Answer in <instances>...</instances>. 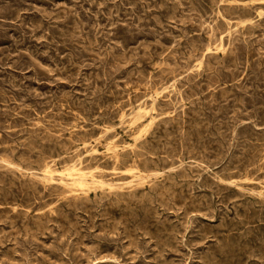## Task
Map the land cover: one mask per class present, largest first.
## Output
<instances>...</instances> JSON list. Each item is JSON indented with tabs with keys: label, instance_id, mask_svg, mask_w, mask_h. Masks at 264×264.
<instances>
[{
	"label": "rangeland",
	"instance_id": "rangeland-1",
	"mask_svg": "<svg viewBox=\"0 0 264 264\" xmlns=\"http://www.w3.org/2000/svg\"><path fill=\"white\" fill-rule=\"evenodd\" d=\"M0 264H264V0H0Z\"/></svg>",
	"mask_w": 264,
	"mask_h": 264
},
{
	"label": "bare ground",
	"instance_id": "bare-ground-1",
	"mask_svg": "<svg viewBox=\"0 0 264 264\" xmlns=\"http://www.w3.org/2000/svg\"><path fill=\"white\" fill-rule=\"evenodd\" d=\"M233 3V2H232ZM238 4V3H237ZM246 23V22H245ZM228 34V33H227ZM218 51V50H217ZM216 53V52H215ZM224 53H225V51H224ZM223 56V55H222ZM174 84V83H173ZM175 91V90H174ZM162 94V93H161ZM140 106V105H139ZM108 145V144H107ZM112 148V147H111ZM133 148H134V146H133ZM108 151V150H107ZM115 157V156H114ZM73 169V168H72ZM74 170H76V169H74ZM95 170V169H94ZM133 173V172H132ZM79 176V175H78ZM84 175H80L79 177V179L76 181V180H73V182H77L80 186L81 185H83L84 184V179L82 178ZM130 176V175H129ZM86 177V176H85ZM155 178V177H154ZM140 182V181H139ZM232 184V183H231ZM140 185V184H139ZM106 187V186H105ZM71 188V187H70ZM139 188V187H138ZM110 190V189H109ZM113 190V189H112ZM69 191V190H68ZM87 191V190H86Z\"/></svg>",
	"mask_w": 264,
	"mask_h": 264
}]
</instances>
